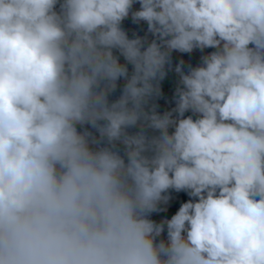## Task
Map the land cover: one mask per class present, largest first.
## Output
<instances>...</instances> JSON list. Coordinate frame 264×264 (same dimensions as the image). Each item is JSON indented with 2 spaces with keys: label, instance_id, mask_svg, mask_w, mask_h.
<instances>
[{
  "label": "clouds",
  "instance_id": "9594fccd",
  "mask_svg": "<svg viewBox=\"0 0 264 264\" xmlns=\"http://www.w3.org/2000/svg\"><path fill=\"white\" fill-rule=\"evenodd\" d=\"M136 2L0 0V264H264V0Z\"/></svg>",
  "mask_w": 264,
  "mask_h": 264
},
{
  "label": "trees",
  "instance_id": "16d2710c",
  "mask_svg": "<svg viewBox=\"0 0 264 264\" xmlns=\"http://www.w3.org/2000/svg\"><path fill=\"white\" fill-rule=\"evenodd\" d=\"M139 8H140V3L139 0H137V2L133 4L132 10L135 11L138 10ZM121 27L127 32L129 38H136V37L146 38V43H150L151 40L154 38L153 34L148 32L147 22L134 21L131 13L127 18H125L122 21ZM213 50L214 49L209 48L203 51L196 49L191 53H180L177 51H174L172 53L173 70L169 72L168 77L161 83L162 95L155 101L159 105L158 110L161 113L175 107L174 94H175V87H176V82L178 80V76L174 71V66L178 64L181 60L184 61L185 70H187L189 65L193 67L197 66L200 63L201 56ZM115 54L120 56L118 51H116ZM120 62L126 63L123 56H120ZM128 68H129V73L131 74L132 65L128 64ZM125 83L126 81L123 78L118 80L117 89L109 97L110 101H114L120 96ZM191 114H192L191 112L186 113V115H191ZM130 131H136V129H130ZM119 147L121 148V150L123 149V145H119ZM170 195H171V199L169 200L168 204L166 206L163 204L161 205V208L166 207V210L152 213L151 219L157 222H160L165 217L170 219L171 216L178 211L181 204L187 202V200L191 198L186 192L183 191L176 192L174 190H170ZM164 235L166 236V231Z\"/></svg>",
  "mask_w": 264,
  "mask_h": 264
}]
</instances>
